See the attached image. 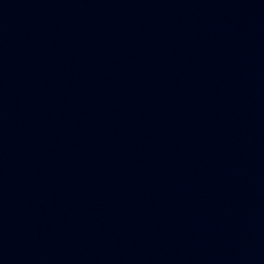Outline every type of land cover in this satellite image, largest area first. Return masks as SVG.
Here are the masks:
<instances>
[{
  "label": "water",
  "instance_id": "obj_1",
  "mask_svg": "<svg viewBox=\"0 0 264 264\" xmlns=\"http://www.w3.org/2000/svg\"><path fill=\"white\" fill-rule=\"evenodd\" d=\"M0 264H264V0H0Z\"/></svg>",
  "mask_w": 264,
  "mask_h": 264
}]
</instances>
